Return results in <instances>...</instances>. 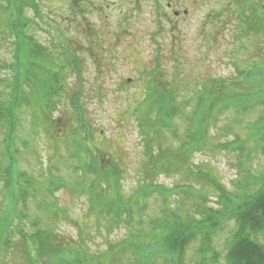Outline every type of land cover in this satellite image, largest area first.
I'll return each instance as SVG.
<instances>
[{"label":"rangeland","instance_id":"rangeland-1","mask_svg":"<svg viewBox=\"0 0 264 264\" xmlns=\"http://www.w3.org/2000/svg\"><path fill=\"white\" fill-rule=\"evenodd\" d=\"M34 1L38 2L40 16L43 20L40 19V16L39 19L36 18L34 10L30 8H26L24 14L27 18V33L31 34L38 43L49 47L51 44H56V41L64 43L65 38L56 34L57 31L60 32L58 29L60 28L66 34L70 33L68 38L77 40L78 46L86 47V44L91 43H86L84 35L79 38V35H82L81 28L84 23V28L87 23L91 30L98 31L105 36V52L102 56L96 57L98 65L93 67L94 61L92 63L89 57L84 54V49L80 50L78 57L83 64L81 78L79 79L73 72H67L62 86L66 87L70 94L74 91L78 93L81 97L79 102L85 110L86 118H90L94 131L101 135L105 141L114 145L116 154L125 160L122 165L127 169L126 171L123 169L125 176L122 186L128 197L130 191L138 189L134 188L136 181L142 179L141 177L139 180L135 178L133 169L143 148L140 144L137 122L133 119L134 117L131 118V114L125 113V109L128 107L132 111L134 106L142 107L139 103L137 104L138 98H141V92L138 93V98L131 95L139 88L136 79L141 74L143 67L150 68L157 59L167 73L171 69L170 62L174 61V57H176L184 62L181 72L185 73L184 80L190 82L193 81V78L188 75L192 70L194 73L200 71L214 77H229L237 73L241 64L248 61L258 63L264 68V38L251 34L248 39L243 34L244 30L242 31L239 25L234 26V22L228 21V26L220 29L219 25H216L212 29L216 35H221L219 40L213 39L212 46L221 44L222 46H220L221 49L219 46L216 48L215 55L208 54L206 48L209 44V36L208 29H205L204 25L209 18L214 17L208 15L217 13L228 0H82L81 5L75 6L79 12L75 13L74 11L71 15L68 8L71 0ZM167 2L171 3L177 12L176 15L171 10L167 11ZM253 3L258 15L264 17V0H254ZM236 8L238 9V6L232 2L230 9L235 10ZM163 10L164 13L159 14ZM219 20L225 21L222 18ZM49 25L55 26L57 30L51 32L48 28ZM89 39L92 41V38ZM12 40V38L0 39V108L2 109L7 104L6 96L10 91L8 86L10 84L4 82L3 78L11 80L16 74V67L14 70L10 68V65L14 64L13 51L15 49L13 50ZM172 45L178 46V52L173 56V60L172 55L169 56ZM103 63L104 66L101 68ZM43 67L47 66L43 65ZM175 73H177V69ZM27 76L29 78L31 74L27 73ZM31 82L37 84L34 81ZM34 84H32L33 90L30 95H36ZM54 97L56 96L53 94L52 98ZM53 109L55 108L53 107ZM259 115L260 111L257 109L244 120L252 122ZM31 116V110L27 108L25 100L16 111L15 139L13 138L12 146L16 170L14 172L18 174L16 183L19 184L20 178L27 175L32 179L30 180L31 188L34 184L32 191L34 196L28 194L23 201L15 200L14 197L11 199L10 194L15 190L11 188L6 192L7 186L0 178V209L5 212L12 211L10 202L14 201L15 203L12 211V232L9 234L8 230H3V226H0V231H3L2 240L0 237V264H31L27 262L28 260L23 254L25 251L22 243L24 236H32V233L37 229L50 228L57 232V236L70 242L74 241L72 240L76 239L74 226L78 230L80 228L87 230L86 227L89 225L85 223V219L80 218L84 210L90 211L89 202H92L91 193L89 194L90 191L87 192L86 189H89V186L101 187L102 184L106 186L107 183L111 185L110 178L105 180L106 183H103L104 180L94 179L92 173L81 174L79 169L84 167L88 158L84 157L81 164L78 165V159L73 157V154H69L78 150L79 146L64 140L58 144V147L51 148L53 143L48 138L49 130H46L45 125H41L40 129L35 127L32 129ZM50 116L53 121H58L59 118L66 115L58 105ZM236 121L232 110L222 113L217 126L209 130L207 145L190 155L186 165L181 167L176 174L171 175L156 170L154 173L157 174L153 177L151 184L145 181V185L139 190L144 187L151 188L152 185L163 186L169 190V195L168 203L164 205L162 196L146 190L147 207L146 214L142 217L143 225L142 223L135 225V222L131 227H126L123 223L115 227L110 226L112 224L110 220H106L104 229H99L98 223L95 231L90 226L87 230V240L89 241L86 243L89 251L92 253L104 252L106 250L104 244L110 240L126 238L129 228L141 231L140 234L147 233V222L159 218L164 213H175L182 217L192 216L194 220H198L202 217L199 212L204 209L222 211L225 207V204L222 203L223 194H217L209 189L211 185L205 179L201 182H191L187 188L191 192L190 194L174 188L181 183L188 184L187 173L202 169L204 165L207 166L208 174L214 182L219 183L222 188L224 187V194L227 197L235 200L236 194L239 196L252 193L254 186L251 185L248 174L257 176L264 171V153L258 151L251 159H246L245 152L249 147H253V140L245 143L243 149L236 148L238 144L235 143L248 139L249 135L248 131L242 129ZM182 124L180 117H177L176 126L179 130L184 127ZM165 130V135L168 136L170 130ZM3 138L4 129L0 126V175L6 171L4 170ZM232 140L233 146L223 143L226 141L231 143ZM168 142L154 146L155 161L158 157L159 159L165 157L162 146L164 148L169 146L166 145ZM173 143L177 149L178 142L173 141ZM100 146L105 149V144ZM64 147H68L69 150L65 151ZM51 175L61 178L62 186L53 189L50 194L44 191L42 184L38 183H43ZM242 184H247L245 189ZM34 188L37 192H34ZM27 189H29L28 186ZM163 210L164 212L161 213ZM89 215L91 220L97 219L94 215L90 213ZM8 217L9 215H7ZM137 221L141 222L139 219ZM233 229L234 222L232 220H225L218 229H206L203 234L205 233L204 238L209 236L208 239H195L187 246L180 264H224L223 256ZM204 241L207 242L203 243ZM48 249H50L49 243L42 252V260L47 264L51 257L49 255L51 251ZM137 257H139L137 254H131L129 251H123L121 254L116 250L114 254V258L117 260L115 264H141ZM202 257L203 262L201 261ZM145 264H165V262L158 258L155 262H145Z\"/></svg>","mask_w":264,"mask_h":264},{"label":"trees","instance_id":"trees-1","mask_svg":"<svg viewBox=\"0 0 264 264\" xmlns=\"http://www.w3.org/2000/svg\"><path fill=\"white\" fill-rule=\"evenodd\" d=\"M81 1L71 0L68 6L70 15L74 11L75 13L78 11L75 6H77V2L81 5ZM253 1L228 0L217 13L208 15L214 16L209 18L204 25L205 29H208L209 44L206 49L210 56L216 54L218 46L219 48L222 46V44L212 46L213 39L219 40L221 36L212 31L216 25H219L221 29L228 26V21L234 22V26L239 25L240 29L244 30L243 34L248 39L251 34L264 38V17L258 15ZM232 2L238 6V9H230ZM26 8L34 10L35 17L39 19V5L34 0H0V39H13L14 64L10 65V68L14 70L16 67V74L11 80L3 78L4 82L10 84L8 85L10 91L6 96L7 104L3 109L0 108V126L4 129L2 140L5 153L4 170H6L1 173L0 178L7 186L6 192L11 188L15 190L10 194V198L14 197L15 200L23 201L28 194L34 196L32 193L34 184L31 188L30 182L32 179L24 175L20 178V183L17 184L18 174L14 172L16 170L12 142L13 138L15 139V115L17 108L25 100L27 108L32 113V129L34 127L40 129L41 125H45L46 130H49L48 138L53 143L51 148L58 147V144L64 140L75 143L79 146L78 150L69 154H73V157L78 159V165L81 164L84 157L88 158L84 167L79 169L81 174L92 173L94 179L104 180L103 183H106L105 180L111 179V185L107 183L106 186L102 184L101 187L89 186V189H86L87 192L90 191L89 194L91 193L92 202H89L90 211L84 210L80 218L85 219V223L89 224L86 227L87 230L90 226L94 228V231L98 226L99 229H104L106 220H110L112 222L110 226L115 227L122 223L126 227H131L135 222V225L137 223L143 225L142 217L146 214L147 207L146 190L162 196L164 205L168 203L169 190L156 185L140 190L139 188L145 185V181L151 184L153 177L157 174L154 173L156 170L173 175L185 166L190 155L207 145L209 130L217 126L222 113L232 110L236 116L237 124L248 131V139L235 143L238 144L236 145L238 150L243 149L244 144L250 140L254 141L253 147H249L245 152L246 159H251L258 151L264 153V68L260 64L248 61L241 64L237 73L229 77H214L200 71L194 73L192 70L188 75L193 78V81L190 82L184 80L185 73L181 72L184 62L181 59L174 57L175 60L170 62L171 69L167 73L164 66L155 59L150 68L143 67L141 74L136 79L139 88L131 95L137 97L141 92V98L137 97L140 101H137V104L139 103L142 107L134 106L132 111L128 107L125 109V113L131 114V118L134 117L133 119L137 122L140 144L143 148L133 169L135 178L139 180L141 177L142 179L136 181L134 188L138 189L130 191L128 197L122 186L125 176L123 169L124 171L127 169L122 165L125 160L116 154L114 145L105 141L101 135L94 131L90 118H86L85 110L79 102L81 97L78 93L74 91L70 94L66 87L62 86L67 72H73L79 79L81 78L83 64L78 57L80 50L84 49V54L89 57L92 63L94 61L93 67L98 65L96 57L102 56L105 52V36L98 31L91 30L87 23L84 28V23L81 28L83 32L79 38L84 35L86 43L91 44H86V47H83L77 45V40L68 38L70 33L66 34L58 28L60 32L57 31L56 34L64 37L65 42L56 41V44L50 43L49 47L36 42L31 34L27 33V18L24 14ZM219 18L225 19V21H220ZM40 19L43 20L41 16ZM52 27L48 26L51 32L56 29L55 26ZM89 38H92V41ZM169 51V56L172 55L173 60V56L178 52V46L172 45ZM43 65L47 67H43ZM103 66L104 63L101 68ZM6 67L9 68V66ZM176 69L177 73H175ZM27 73L31 74L32 80L30 77L28 78ZM173 74L174 76H172ZM32 84L36 87L34 93L37 96L30 95L33 90ZM53 94L56 97L52 98ZM58 105L66 116L59 118L58 121H53L50 114L57 109ZM257 109L260 111L257 119L252 122L244 120ZM44 117L45 119H43ZM87 117H89L88 114ZM177 117H180V122L184 126L181 130L176 126ZM51 128H53L52 131H50ZM165 129L170 130L168 136L165 135ZM212 136L214 137V135ZM167 141L169 142L166 145L169 146L165 148L162 146L165 157H160V159L158 157L155 161L154 146ZM173 141L178 142L177 149H175ZM223 143L233 146V140L231 143L228 141ZM101 144H105V149L100 146ZM224 147L226 146L224 145ZM64 149L65 151L69 150L68 147H64ZM199 169L187 173L188 184L181 183L174 188L190 194L191 192L187 189L189 184L205 179L211 185L209 189L217 194H223L222 203L225 204V207L222 211L204 209L199 212L202 217L198 220H194L192 216L182 217L175 213H164V216L147 222V233L140 234L141 231L129 228L126 238L108 241L104 244L106 253L89 251L86 245L89 241L87 240L88 231L84 228L78 230L74 226L76 239H72L74 241L71 242L57 236V232L53 229H37L32 233V236H24L22 247L27 262L47 264L42 260V252L49 243L48 251H51L49 253L51 257L48 264H115L117 262L114 258L116 250L121 254L123 251L137 254L138 262L141 264L155 262L158 258L165 264H180L187 246L195 239H208L209 236L204 238L205 233L203 234L206 229H218L225 220H232L234 229L223 256L224 264H264V171L257 176L248 174L251 185L254 186L253 192L239 196L236 194L234 200L224 194V187L222 188L219 183L214 182L208 174L206 165ZM176 176L178 177V175ZM38 184H42L44 191L51 194L53 189L62 186V180L51 175L43 183ZM78 186L81 187L80 184ZM245 186L247 184L243 185V188ZM35 190L36 188H34V192H37ZM10 203L13 211L15 203L14 201ZM12 211L5 212L0 209V226H3V230H8L9 234L13 227ZM89 213L97 219L91 220ZM7 215H9L8 218ZM137 219L141 222H138ZM0 237L2 240V230ZM201 261H204L203 257Z\"/></svg>","mask_w":264,"mask_h":264},{"label":"flooded vegetation","instance_id":"flooded-vegetation-1","mask_svg":"<svg viewBox=\"0 0 264 264\" xmlns=\"http://www.w3.org/2000/svg\"><path fill=\"white\" fill-rule=\"evenodd\" d=\"M77 4H78V2H77ZM166 6L168 7V10L167 11L171 10L175 15L177 14V12L173 9V7H172V5H171L170 2H167V5ZM162 13H164V10H163V12H160L159 14H162Z\"/></svg>","mask_w":264,"mask_h":264},{"label":"water","instance_id":"water-1","mask_svg":"<svg viewBox=\"0 0 264 264\" xmlns=\"http://www.w3.org/2000/svg\"><path fill=\"white\" fill-rule=\"evenodd\" d=\"M127 81H130V80H127Z\"/></svg>","mask_w":264,"mask_h":264}]
</instances>
